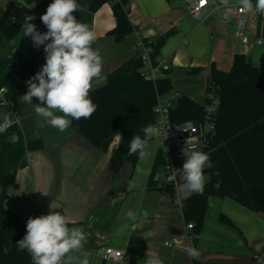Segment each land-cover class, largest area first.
Instances as JSON below:
<instances>
[{"label": "crops", "instance_id": "1", "mask_svg": "<svg viewBox=\"0 0 264 264\" xmlns=\"http://www.w3.org/2000/svg\"><path fill=\"white\" fill-rule=\"evenodd\" d=\"M51 2L36 0V7L29 9L26 4L32 0H0V20L6 16L21 26L25 15L40 19ZM128 9L135 30L121 41L109 34L116 27L111 4L95 12L80 5L75 13L78 22L96 33L93 48L103 57L105 84L111 71L138 57L139 41L159 47V57L169 61L172 90L202 105L212 67L228 72L238 54L251 60L264 76V19L250 27L245 45L235 36V27L223 23L213 6L202 17L189 11L187 0H131ZM36 26L41 33L47 31ZM259 38L262 44L256 43ZM25 40L31 38L24 37L22 28L11 42L0 30V88L7 89L8 99L13 77L21 68L14 57ZM34 103H39L37 98L29 105L20 96L16 109L0 104V123L5 115L12 121L0 132V181L15 173L18 185L9 187L5 207L22 218L25 231L29 217L50 211L64 214L70 228H81L86 234L82 249L72 252L76 263L84 258L99 264L102 249L114 246L130 254L127 264H146L148 252L158 255L162 264H264L263 212L230 198L211 196L204 228L196 236L200 254L192 258L186 251L189 230L181 206L175 205L168 189L158 183L155 188L148 186L149 168L159 150L148 162L145 181L138 185L135 173L144 159L139 158L134 166L120 155V132H112L108 143L99 148L72 124L64 131L46 125L35 113ZM12 136L17 139L13 141ZM130 211L135 219L129 218ZM119 235L121 240L114 238ZM255 253H262L261 261L254 258Z\"/></svg>", "mask_w": 264, "mask_h": 264}, {"label": "trees", "instance_id": "2", "mask_svg": "<svg viewBox=\"0 0 264 264\" xmlns=\"http://www.w3.org/2000/svg\"><path fill=\"white\" fill-rule=\"evenodd\" d=\"M130 2L78 1L91 12L107 3L112 5L116 27L109 34L114 35L117 41L135 30L128 14ZM32 22L45 27L40 19ZM20 29L19 23L6 16L0 20V30L10 42L17 37ZM155 48L154 58L160 56V48ZM45 57L43 47H33L31 40H25L18 48L14 62L21 68L13 77L9 97L13 109L17 108L18 98L28 91L26 81L40 70L46 62ZM143 67V61L136 57L111 71L108 83L90 93L97 105L95 113L89 119L72 122L99 148L108 143L112 132H120L122 138L118 151L134 166L139 158L138 155H128L129 142L134 135L143 137L141 129L152 125L157 95H166L173 88L171 77L159 79L156 85L144 80L141 74ZM209 81L219 85L220 105L215 133L206 152L210 157V166L204 169L208 179L204 191L184 200L181 206L186 223L193 222V233L197 237L204 228L211 196L230 198L251 210L264 213V76L251 60L238 54L230 71L212 67ZM203 110L204 105L182 95L173 112L175 120L186 121L202 118ZM161 164L162 158L158 153L149 176L148 186L151 188L157 186L154 178ZM218 182L219 187H216ZM10 186L18 187L15 173L5 175L0 181V264H32L28 251L20 250L17 242L12 240L16 236L21 240L26 231L22 218L5 207ZM222 220L231 224L224 217Z\"/></svg>", "mask_w": 264, "mask_h": 264}, {"label": "clouds", "instance_id": "3", "mask_svg": "<svg viewBox=\"0 0 264 264\" xmlns=\"http://www.w3.org/2000/svg\"><path fill=\"white\" fill-rule=\"evenodd\" d=\"M222 2L228 4V0ZM239 4L242 11L264 13V0H255V3L253 0H239ZM26 6L35 8L36 0ZM79 7L77 0H52L40 16L46 32L38 31L32 22L36 19L34 14L25 15L21 25L24 37H30L35 48L43 46L46 54V62L26 81L28 91L22 95V100L33 105V98H37L39 103H34L37 116L46 125L60 131L69 128L73 120L91 118L97 105L90 93L107 82L101 52L93 48L96 33L88 25L78 22L75 13ZM11 124V119L5 115L0 123V132L6 131ZM141 131L143 137L134 135L130 140L128 155L145 159L149 155L148 141L159 130L147 125ZM11 139L15 141L17 137L12 136ZM184 155L185 161L180 169L183 183L177 184V190L180 193H202L206 186L204 169L206 165L210 166V157L201 151ZM215 186L219 187V182ZM176 203L182 204L179 195ZM144 215L148 213L145 211ZM128 216L135 219L131 211ZM68 223L67 217L56 211L29 217L26 234L17 244L20 250L28 251L32 264H72L73 257L69 254L82 249L86 234L81 228H70ZM186 251L192 258L200 254L191 246ZM80 264H88V261L82 260ZM146 264H162V261L158 255L148 252Z\"/></svg>", "mask_w": 264, "mask_h": 264}, {"label": "built area", "instance_id": "4", "mask_svg": "<svg viewBox=\"0 0 264 264\" xmlns=\"http://www.w3.org/2000/svg\"><path fill=\"white\" fill-rule=\"evenodd\" d=\"M253 3H255V0H253ZM209 6H213L215 11L220 13L223 23L235 27V36L240 38L245 45L249 44L247 32L250 27L253 26V23L264 19V13L242 11L239 0L227 5L218 4L217 0H187L189 11L197 17H202L205 9ZM256 43L262 44L263 38H259ZM137 48L139 49L138 57L144 64L141 70L144 80L156 85L159 79L169 77L171 64L166 58H154L156 49L153 44L139 41ZM6 93V88H0V104L9 106L10 101L5 97ZM181 96L182 94L175 90H171L166 95L158 94L157 101L153 106L154 121L152 123L159 130L154 138L159 143V154L162 158V164L158 168L155 180L158 185L171 192L174 203L177 206H182V204L176 203L178 195L182 203L194 195L192 193L178 192L177 184L183 183L180 169H182L185 161L184 153L190 154L192 151L197 150L205 153L208 151L209 143L216 129L220 105L219 85L216 82H208L203 116L197 120H175L173 109ZM193 228V222L187 223V229L189 230L186 235L187 248L189 246L196 248V235L193 233ZM166 245H171V243L167 242ZM69 255L72 256V253ZM129 256L130 254L125 249L114 246L104 247L100 255L104 261H112L118 264H126ZM262 256V253L254 254V258L259 261L262 260ZM87 261L90 264L89 260ZM72 263L80 264L76 263L74 258Z\"/></svg>", "mask_w": 264, "mask_h": 264}, {"label": "rangeland", "instance_id": "5", "mask_svg": "<svg viewBox=\"0 0 264 264\" xmlns=\"http://www.w3.org/2000/svg\"><path fill=\"white\" fill-rule=\"evenodd\" d=\"M158 150H159V143L156 140V138H154V136H153L152 138L149 139L148 145H147V151H148L149 155L144 159L143 162L139 163L140 166H138V170L135 173V183L136 184L141 185L145 181L146 175L148 172V167H149L148 162H150L152 160V158H154V156H155L156 152H158ZM197 151H200V150H197ZM207 167H208V165L205 166V168H207ZM149 169H150V171H149V176H150L152 164H151V167ZM205 177H206V181H207L208 175L205 174ZM114 238L121 240L122 236L119 235V236H115ZM78 257H77L78 259H80V257L82 258V256L80 254ZM83 259H81V260H83ZM99 259H100L99 261L98 260L96 261L99 264H118V263H115L112 261H104L102 258H99ZM76 262H78V261L76 260Z\"/></svg>", "mask_w": 264, "mask_h": 264}, {"label": "water", "instance_id": "6", "mask_svg": "<svg viewBox=\"0 0 264 264\" xmlns=\"http://www.w3.org/2000/svg\"><path fill=\"white\" fill-rule=\"evenodd\" d=\"M12 240L14 241V242H18L19 240H20V238L19 237H12Z\"/></svg>", "mask_w": 264, "mask_h": 264}]
</instances>
